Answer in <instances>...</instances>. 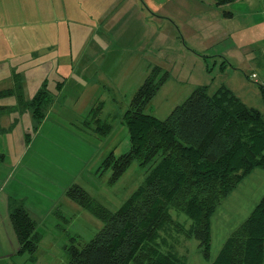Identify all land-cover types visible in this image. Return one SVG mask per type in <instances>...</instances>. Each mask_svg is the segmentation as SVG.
Segmentation results:
<instances>
[{
	"label": "rangeland",
	"instance_id": "rangeland-1",
	"mask_svg": "<svg viewBox=\"0 0 264 264\" xmlns=\"http://www.w3.org/2000/svg\"><path fill=\"white\" fill-rule=\"evenodd\" d=\"M260 3L0 0V105L11 104L0 115V126L4 129L11 121V188L20 185L22 196L13 200L33 208L43 235L37 261H29L25 253L23 264H68L66 246L80 245L102 228L100 219L67 196L70 187H83L116 211L143 183L150 165L135 161L112 184V169L104 162L112 153L120 156L129 151L124 115L154 67H160L165 80L147 111L158 118H166L202 85L210 94L229 89L264 116V82L252 78L256 62L249 60L252 57L229 61L222 55L240 30L242 40L258 34L259 28H251L247 18ZM56 20L60 24H54ZM58 64L65 73L52 69ZM17 87L25 102L47 88L51 101L41 121L28 104L20 102ZM93 109L102 124L110 126L108 133L98 129ZM1 137L0 150H4ZM7 177L2 175L1 183ZM263 196L264 169L256 168L213 214L210 259L203 258L198 240L174 234L178 253L187 264H212ZM170 212L185 226L191 224L184 213ZM9 233L13 254L18 242L12 225ZM19 258L14 255L11 261L21 264Z\"/></svg>",
	"mask_w": 264,
	"mask_h": 264
},
{
	"label": "trees",
	"instance_id": "trees-1",
	"mask_svg": "<svg viewBox=\"0 0 264 264\" xmlns=\"http://www.w3.org/2000/svg\"><path fill=\"white\" fill-rule=\"evenodd\" d=\"M233 1L215 0L218 5ZM159 72L160 67H154L125 112L129 151L120 156L112 153L104 162V167L112 169V184L135 161L150 165L148 173L116 211L79 185L66 191L103 222L90 240L66 246L68 264H187L178 253L174 234L198 240L199 251L209 260L213 214L247 175L256 168L264 169V116L258 109L229 89L210 94L208 86L202 85L166 118H158L147 109L165 80ZM16 89L20 102L28 104L41 121L42 111L51 101L47 88L27 102L21 88ZM94 110L98 129L108 133L110 126L102 124ZM171 209L184 213L191 224L187 227L175 220ZM9 214L18 253H27L28 260L35 263L43 239L37 219L23 202L14 200ZM212 264H264V196L229 235Z\"/></svg>",
	"mask_w": 264,
	"mask_h": 264
},
{
	"label": "crops",
	"instance_id": "crops-1",
	"mask_svg": "<svg viewBox=\"0 0 264 264\" xmlns=\"http://www.w3.org/2000/svg\"><path fill=\"white\" fill-rule=\"evenodd\" d=\"M242 1L244 0H235L230 4L232 5L237 2L240 3ZM260 1H261L260 6H258V8L255 9L254 11H251V13H249L250 12L249 11L248 18H247V20L250 19L251 23L249 24H251L250 26L251 28L252 27L259 28L258 34L256 33L255 35H252L249 37L244 36L242 40L240 36L243 30L242 31L240 30L241 33L239 34L240 32L239 31L237 36H234L237 38L232 42L230 46H228V48L222 51V55L226 57V59H229V61L230 59L232 61H234V59H238L239 63L243 62L245 57H247L248 59L252 57V59L250 58L249 60H251L254 63L256 62V66H255L256 72H253V74L256 75L255 79H259V81L264 82V0H260ZM54 11H56V9H54ZM232 15L233 13L231 12L230 16ZM53 22L54 24H60L59 20H56ZM257 44L259 46L256 50L252 46L254 45L257 46ZM52 45L53 44L47 45L45 48L52 46ZM233 49H235L236 51ZM63 68L64 67L62 65L59 66V64L57 66L52 67V69L56 71V73L58 74L62 72L63 73L66 72V71L64 72ZM72 71H74V69L70 70V72ZM60 75H63V74H60ZM10 106L11 104L0 105V115L2 117L4 116L3 110L10 108ZM10 123L11 121H9V124L7 126H4V129H6L5 127H7L6 130H4L3 127L0 126V128L3 129V131H0V136H2L1 138H3L4 140V143H3L4 150H0V264H11L12 262L11 259L13 260L14 255L20 256L19 260L21 264H23L24 258L21 254L18 253V249L15 253L11 254V248H10L11 236H10L9 230L12 225L11 220H10V214H9L10 204H11V200L17 197H22L20 196L21 194H19L20 189L18 188V186L20 185H13L11 188V164L9 163V157L11 158V141H10L11 140V126H10ZM2 175H4V177L8 175V177L6 178V180H4L1 183ZM23 203L26 205V207L31 212L33 211L31 210L33 208L30 205H28L25 202ZM6 222L8 223L6 224ZM18 248H19V245H18ZM12 263L17 264V262H14V261Z\"/></svg>",
	"mask_w": 264,
	"mask_h": 264
},
{
	"label": "built area",
	"instance_id": "built-area-1",
	"mask_svg": "<svg viewBox=\"0 0 264 264\" xmlns=\"http://www.w3.org/2000/svg\"><path fill=\"white\" fill-rule=\"evenodd\" d=\"M252 78H256V75H255V74H253V75H252Z\"/></svg>",
	"mask_w": 264,
	"mask_h": 264
}]
</instances>
